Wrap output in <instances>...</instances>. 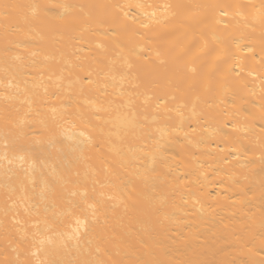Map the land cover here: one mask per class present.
<instances>
[{
  "label": "bare ground",
  "instance_id": "bare-ground-1",
  "mask_svg": "<svg viewBox=\"0 0 264 264\" xmlns=\"http://www.w3.org/2000/svg\"><path fill=\"white\" fill-rule=\"evenodd\" d=\"M0 264H264V0H0Z\"/></svg>",
  "mask_w": 264,
  "mask_h": 264
}]
</instances>
